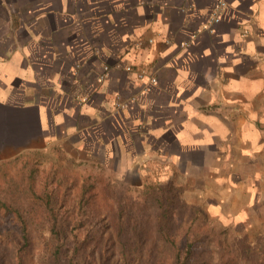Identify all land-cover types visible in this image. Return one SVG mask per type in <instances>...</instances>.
Returning <instances> with one entry per match:
<instances>
[{
  "label": "crops",
  "instance_id": "crops-1",
  "mask_svg": "<svg viewBox=\"0 0 264 264\" xmlns=\"http://www.w3.org/2000/svg\"><path fill=\"white\" fill-rule=\"evenodd\" d=\"M218 1L0 0V161L58 146L248 215L264 194V0H224L209 25Z\"/></svg>",
  "mask_w": 264,
  "mask_h": 264
},
{
  "label": "trees",
  "instance_id": "trees-1",
  "mask_svg": "<svg viewBox=\"0 0 264 264\" xmlns=\"http://www.w3.org/2000/svg\"><path fill=\"white\" fill-rule=\"evenodd\" d=\"M25 155L0 166V220L21 236L0 238L9 264H264L251 249L227 260L226 242L212 237L203 210L184 203L174 180L163 185L156 177L152 186L144 178L140 216L120 206L100 210L94 206L98 181L91 176L54 170L38 179L27 161L21 176L11 175ZM106 188L100 189L103 199ZM181 210L188 215L182 217ZM203 246L210 249L207 259L198 252Z\"/></svg>",
  "mask_w": 264,
  "mask_h": 264
},
{
  "label": "rangeland",
  "instance_id": "rangeland-1",
  "mask_svg": "<svg viewBox=\"0 0 264 264\" xmlns=\"http://www.w3.org/2000/svg\"><path fill=\"white\" fill-rule=\"evenodd\" d=\"M24 154L26 155L20 161L14 163L10 168L11 175L14 177L21 176V170L24 167L23 163L25 161L30 162V166L38 170V179L43 177V172H51L54 170H57L59 173L64 171L72 177L78 178L91 176L92 179L98 181L97 189L95 190L99 193L95 199L94 206L96 208L104 210L105 206L112 209L116 206H120L124 207L126 212H130L131 214L135 213L136 216H140V213L136 211L143 205V177L138 180L112 177L113 175L104 164L89 160L86 161L84 158L74 154V152L58 146L51 147L45 151L25 152ZM13 159L0 161V166L2 164H10ZM153 166L154 165L150 167L153 168ZM146 180H148L152 186H155L157 180L154 169L149 170L148 179ZM158 182L164 185L167 180L158 179ZM197 182L202 183V180H194V183ZM0 184H3V181L0 180ZM104 186L107 187V197L105 196L103 199L100 189H103ZM262 187V192H264V183ZM209 189H211V186ZM181 196L187 206L203 210V214L207 218V226L212 231V237L218 236L217 240L224 239L228 250V252L224 254L227 260L231 257H237V253L240 254L244 249L255 251L256 255L251 256L254 258H263L264 260V194L260 196L259 201L253 207V211H250L248 215L244 214L241 216V214H238V218H235V220H230L228 217L221 216L220 213L222 210L220 211L218 209V205L216 208L214 204L212 206L208 203L214 202L211 200L213 197L211 195L205 196L191 193L190 191L188 192V188L181 187ZM205 198L209 199V201H205ZM230 198L231 195H227V200ZM239 198L241 201L240 196ZM225 204H227V201H225ZM226 206L227 205H224L225 208ZM240 206L241 204L236 206V208ZM180 214L184 217L188 215V212L186 210H181ZM143 215L144 214H142V217ZM146 216L147 215L143 218L148 221L150 216ZM92 221H94V219ZM0 238L6 240H20L21 236L8 222L0 220ZM214 240H216V238ZM208 249L209 248H205L204 246L198 249V252H203L199 253L201 258L207 259L209 257L208 252L210 249ZM10 261V254L6 253V248L0 243V264H9Z\"/></svg>",
  "mask_w": 264,
  "mask_h": 264
},
{
  "label": "built area",
  "instance_id": "built-area-1",
  "mask_svg": "<svg viewBox=\"0 0 264 264\" xmlns=\"http://www.w3.org/2000/svg\"><path fill=\"white\" fill-rule=\"evenodd\" d=\"M225 6H226V3L224 0H219L215 6L213 7L212 11H211V16H210V19H209V25H212V24H216L220 21V14L223 12V10L225 9ZM137 45H141V43H137ZM107 67H104L103 68V74H101L99 76V79L100 80H103L105 75H106V71H107ZM144 77L143 74L139 73L138 74V78L139 79H142ZM156 80L154 77H149L148 78V83L153 85L155 84ZM114 106L117 110L119 109H123L125 107V102H123L119 97L115 98V102H114Z\"/></svg>",
  "mask_w": 264,
  "mask_h": 264
}]
</instances>
